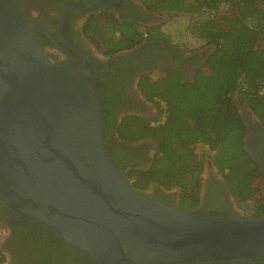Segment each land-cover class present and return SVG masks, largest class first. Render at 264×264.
<instances>
[{
	"label": "water",
	"instance_id": "obj_1",
	"mask_svg": "<svg viewBox=\"0 0 264 264\" xmlns=\"http://www.w3.org/2000/svg\"><path fill=\"white\" fill-rule=\"evenodd\" d=\"M40 34L28 25L23 0H0L5 208L93 264L264 259V219L201 217L132 190L104 145L99 76L81 59L51 62Z\"/></svg>",
	"mask_w": 264,
	"mask_h": 264
},
{
	"label": "trees",
	"instance_id": "obj_2",
	"mask_svg": "<svg viewBox=\"0 0 264 264\" xmlns=\"http://www.w3.org/2000/svg\"><path fill=\"white\" fill-rule=\"evenodd\" d=\"M137 1L152 13L186 18L190 39L200 43L201 49L207 46L215 49L193 72L190 82H183L181 73L173 70L139 79L137 87L143 98L160 113L157 121L133 114L113 121L112 110L117 111L115 103H110L96 84L104 145L114 165L133 191L144 194L156 186L153 197L165 205L172 207L174 201L163 199L160 191L176 190L180 210L196 212L201 217L239 216L222 201L221 193H212L199 206L204 169L196 151L202 146L222 174L223 187L244 210V216L264 219L263 174L245 149L246 127L233 99L236 94L264 130V0ZM99 2L108 4L112 0ZM121 4L119 1L118 7ZM131 17L116 18L109 7H97L83 23L82 30L104 56L161 40L170 49L176 48L161 27L144 28ZM110 79L107 92L113 94L118 90ZM113 126L118 145L111 147L109 135ZM147 139L154 141L155 154L146 168H138V155H134L143 149L133 145ZM257 193L261 203L252 206L250 201ZM0 206L6 213L1 202ZM13 216L22 224L18 242L27 245L36 261L93 264L65 246L52 231ZM4 260L0 251V264ZM205 264H264V259Z\"/></svg>",
	"mask_w": 264,
	"mask_h": 264
},
{
	"label": "flooded vegetation",
	"instance_id": "obj_3",
	"mask_svg": "<svg viewBox=\"0 0 264 264\" xmlns=\"http://www.w3.org/2000/svg\"><path fill=\"white\" fill-rule=\"evenodd\" d=\"M99 1L23 0V9L28 25L32 29L44 33L38 36V41L51 62L68 64L71 60L81 59L99 76L94 86L97 84L109 102L115 103L117 111L114 113L112 110L113 121L118 122L123 116L132 114L157 121L160 113L153 104L148 103L143 98L137 87L139 79L144 75L173 70L181 73L180 77L183 82H190L193 72L205 62L215 46L200 48V53L192 54V52L180 51L177 48L170 49L161 40L143 44L133 50L121 52L114 56H104L84 35L82 30L83 23L93 14L95 8L109 7L116 18L128 19L127 16L132 15L131 18L135 20L136 24L144 28L160 27L162 17L164 18L168 14L152 13L137 0H112L108 4ZM119 1L122 2L120 7H118ZM132 51L135 52L131 54ZM192 59L195 60L194 66H192ZM108 79L112 81L111 85L118 90L113 94L109 90L107 92ZM234 95V102L240 103ZM241 108H244L240 115L246 127L245 149L256 168L263 174L262 190L264 193V130L261 123L247 111L244 105H241ZM115 137L113 126L109 135L111 147L118 145ZM139 145L143 150L136 151L137 153L134 155V157L138 155L136 164L138 168H146L155 154L156 147L151 139L135 144L133 148ZM202 162L204 170L199 206L203 205L212 193L216 195L221 193L222 201L236 212L230 200L229 192L226 187H223L224 181L220 171L214 167L208 156L204 160L202 159ZM156 189V186H152L150 191L144 194L156 200L153 197ZM173 191L165 193L162 190L160 194L163 199H172L174 201L172 207H177L179 194ZM13 215L8 209L6 213L3 212V208L0 206V226L4 229V234L0 238V251L5 259L2 264H51L36 261L27 245L18 242L20 236L18 230H21L22 224Z\"/></svg>",
	"mask_w": 264,
	"mask_h": 264
},
{
	"label": "rangeland",
	"instance_id": "obj_4",
	"mask_svg": "<svg viewBox=\"0 0 264 264\" xmlns=\"http://www.w3.org/2000/svg\"><path fill=\"white\" fill-rule=\"evenodd\" d=\"M161 20H162L160 26L161 30L171 37L172 43L176 46L177 49L184 52H192V54L201 52L200 50L201 44L195 43L192 39H190V35L187 29L189 22L186 18H182L180 16L174 17L173 15H168V16H164V18L162 17ZM234 96L235 98H237L236 94ZM237 104L240 112H243L242 109L244 110V108H241L242 104L238 102ZM196 152L201 159L204 160L205 158H207V155L205 154L206 150L204 147L198 146ZM173 192L178 193L176 190ZM230 200L233 204V208L235 209V211L238 214L245 215L244 210L238 207V204L231 196H230ZM257 203H261L260 193H257L250 201V204L252 206H255ZM3 234H4V229L0 226V238L3 236Z\"/></svg>",
	"mask_w": 264,
	"mask_h": 264
}]
</instances>
